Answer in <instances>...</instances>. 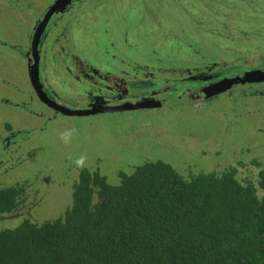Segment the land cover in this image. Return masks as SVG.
Segmentation results:
<instances>
[{
  "label": "rangeland",
  "instance_id": "374dc122",
  "mask_svg": "<svg viewBox=\"0 0 264 264\" xmlns=\"http://www.w3.org/2000/svg\"><path fill=\"white\" fill-rule=\"evenodd\" d=\"M51 2L0 0V188H26L23 204L0 216V229L61 216L83 167L112 183L121 171L155 159L185 175L233 165L241 178H251L264 167V81L193 99L182 94L180 80L187 75L180 69L206 70L208 62L223 61L208 81L264 69V0H86L72 6L48 27L42 49L41 77L57 99L84 107L78 102L91 86L85 89L77 77L80 63L140 77L147 68L152 82L168 79L162 107L86 116H54L33 91L26 52Z\"/></svg>",
  "mask_w": 264,
  "mask_h": 264
},
{
  "label": "trees",
  "instance_id": "16d2710c",
  "mask_svg": "<svg viewBox=\"0 0 264 264\" xmlns=\"http://www.w3.org/2000/svg\"><path fill=\"white\" fill-rule=\"evenodd\" d=\"M238 171L185 175L155 159L112 183L83 167L61 216L0 229V264H264V167L251 178ZM25 191L1 187L0 216Z\"/></svg>",
  "mask_w": 264,
  "mask_h": 264
},
{
  "label": "flooded vegetation",
  "instance_id": "af4514ba",
  "mask_svg": "<svg viewBox=\"0 0 264 264\" xmlns=\"http://www.w3.org/2000/svg\"><path fill=\"white\" fill-rule=\"evenodd\" d=\"M57 1L58 0H53V2H51L49 6H47V10H45L42 17L38 19L37 22L35 23L33 34L31 36L32 41H33V37L35 34V29L37 28L38 24L44 19L45 14L49 10V8ZM85 2L86 0H63L61 2V4L56 9V11L50 17L47 23V26L45 27V30L42 33L41 43H40L41 44V58H42V49L44 45V39L47 36L48 27L50 28V27H54L55 25H57L59 20L64 18L65 15L72 10L71 9L72 6L80 7ZM32 41L30 42V45L26 52L29 63L32 60V56H33L32 48H31ZM76 62L80 63L78 61ZM217 65L218 64L215 63L213 64L212 67H208L206 70H201L202 72L197 70V71H194L195 72L194 73L188 70L187 75L180 79L181 82L183 83L182 86L185 87L182 94L187 93L188 96H191L193 99L194 98L195 99L196 98L197 99H201V98L209 99V98H205L204 89L206 87L214 85L216 82H218L219 80L223 78L235 77L238 75H242L245 72L244 71L243 73H239L235 71L234 73L230 75H225L223 77L220 76L215 81H208L206 78H208L212 72H217L215 70L221 67V66L217 67ZM83 66L84 65L80 63L79 65L80 74H78L77 77L78 78L83 77L84 82H86L88 86V88L86 87L85 89L88 90L91 86V91L84 92L85 96H83V99H82L83 101L81 100L78 102V103H81L84 107H80V108H94V107H100V106H105V105H119V104H123L126 102L136 103L139 100L146 99V98L147 99L156 98L162 101V105L164 103V99H160L159 95L161 94L162 83L168 82L167 78L166 79L159 78V80L156 78L155 79L156 81L152 82L149 79L151 78L150 73L145 72V70H144L143 75L140 77V76L130 75V73L125 72V71L117 72V74H112L110 72H101L100 69L94 68L92 66L89 67L88 65L84 66L86 68L85 70ZM88 69L91 70V74H87V72H85V71H88ZM82 74H84L85 76H83ZM198 77H201V80L203 81V83H195L196 81L191 82L192 80H196ZM41 82H42V89L44 91V96L48 100L55 101V103H58V104L60 103L62 105L70 107L67 104H65L63 101L57 99L58 98L57 92L51 86L49 87V85L43 81L42 77H41ZM178 82H179V79H175V85ZM239 84H242V83H237L234 85H239ZM33 91L38 96L39 100H41L43 104H45L48 108H50L53 111L52 113L54 114V116H58V115L68 116L62 113L60 110L48 105V103L43 101L39 97L34 87H33ZM226 92H229V91H226ZM70 108H73V107H70ZM73 109H78V108H73ZM127 111H130V110H127ZM119 112H122V111H119ZM99 113H104V112H99Z\"/></svg>",
  "mask_w": 264,
  "mask_h": 264
},
{
  "label": "water",
  "instance_id": "95a60500",
  "mask_svg": "<svg viewBox=\"0 0 264 264\" xmlns=\"http://www.w3.org/2000/svg\"><path fill=\"white\" fill-rule=\"evenodd\" d=\"M63 0H58L54 3L47 13L45 14L44 19L38 24L37 28L35 29V34L32 41V60L29 63V70L32 85L37 91L39 97L48 103V105L60 110L62 113L68 116H86L90 114H96L99 112H119V111H127V110H137V109H144V108H157L162 106V101L156 98L151 99H141L136 103H123L119 105H105L100 107L94 108H78L73 109L67 107L62 104L55 103V101L48 100L44 96V91L42 89V82H41V36L47 26V23L53 13L56 11L58 6L61 4ZM264 81V70H257V71H249L244 72L242 75H238L231 78H225L220 82L206 87L205 90V98H210L214 95L219 93H223L228 91L233 87L234 84L237 83H256Z\"/></svg>",
  "mask_w": 264,
  "mask_h": 264
}]
</instances>
